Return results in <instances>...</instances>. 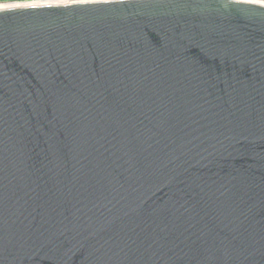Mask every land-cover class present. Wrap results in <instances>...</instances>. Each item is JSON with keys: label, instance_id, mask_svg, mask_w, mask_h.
Instances as JSON below:
<instances>
[{"label": "water", "instance_id": "water-1", "mask_svg": "<svg viewBox=\"0 0 264 264\" xmlns=\"http://www.w3.org/2000/svg\"><path fill=\"white\" fill-rule=\"evenodd\" d=\"M5 6L0 264H264V0Z\"/></svg>", "mask_w": 264, "mask_h": 264}, {"label": "snow or ice", "instance_id": "snow-or-ice-1", "mask_svg": "<svg viewBox=\"0 0 264 264\" xmlns=\"http://www.w3.org/2000/svg\"><path fill=\"white\" fill-rule=\"evenodd\" d=\"M27 7H36V5H28ZM14 8L10 6H5L3 9H0V11H13Z\"/></svg>", "mask_w": 264, "mask_h": 264}]
</instances>
